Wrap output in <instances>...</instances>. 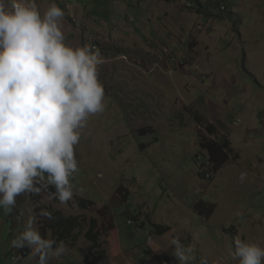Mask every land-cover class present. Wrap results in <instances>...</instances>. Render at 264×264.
<instances>
[{
	"label": "rangeland",
	"instance_id": "1",
	"mask_svg": "<svg viewBox=\"0 0 264 264\" xmlns=\"http://www.w3.org/2000/svg\"><path fill=\"white\" fill-rule=\"evenodd\" d=\"M131 1L126 6L125 0H56L65 10L67 43L90 44L105 57V108L82 130L72 201L20 196L11 213L0 209V264H37L31 254L21 259L11 241L24 230L29 211L42 209L86 219L75 242L66 243L68 251L48 264H86L91 220L104 251L97 264H178L168 244L175 237L196 248L191 264H199L201 255L209 264H238L231 251L236 235L264 247V0H200L201 6L188 0L201 13L185 9L188 3L181 0L186 16L175 24L165 23L152 1L139 7ZM38 2L43 8L49 0ZM168 32L174 36L168 49L156 48ZM194 36L199 42L190 49ZM136 44L149 51L130 50ZM169 57L176 64L188 61L175 65ZM193 110L227 128L229 160L211 172V180L199 176L209 172L206 156L196 162L194 156L199 133L214 137L195 123ZM144 128L150 131L140 134ZM241 172L248 173L243 181ZM81 200L91 203L83 208ZM198 201L215 204L208 219L193 211ZM133 218L170 230L143 245L146 232L135 222L128 225Z\"/></svg>",
	"mask_w": 264,
	"mask_h": 264
},
{
	"label": "clouds",
	"instance_id": "2",
	"mask_svg": "<svg viewBox=\"0 0 264 264\" xmlns=\"http://www.w3.org/2000/svg\"><path fill=\"white\" fill-rule=\"evenodd\" d=\"M64 20L65 10L56 0L43 8L38 0H0V209L6 215L17 207L20 196H41V202L63 205L73 200L71 181L79 170L82 130L89 117L105 108L100 78L105 57L90 44L67 43ZM188 58L177 64L174 58L170 61L183 65ZM247 176L241 172L239 179ZM38 217L52 219V213L30 210L11 246L28 248L38 257L37 264H48L63 256L68 246L51 230L42 237ZM168 244L178 264L196 260L191 243L186 246L175 237ZM233 245L238 264H264V247L239 235ZM199 264H209L208 257L201 255Z\"/></svg>",
	"mask_w": 264,
	"mask_h": 264
},
{
	"label": "trees",
	"instance_id": "3",
	"mask_svg": "<svg viewBox=\"0 0 264 264\" xmlns=\"http://www.w3.org/2000/svg\"><path fill=\"white\" fill-rule=\"evenodd\" d=\"M199 6H201V3L199 0H195ZM223 7V6H221ZM220 7V8H221ZM224 9L220 11H225ZM228 16H233V14H229ZM237 27V23H234V29ZM238 30V27H237ZM193 119L195 120V123L199 127H204L206 134L213 136L214 139L207 140L201 133H199V136L201 138L199 147L200 152L194 156V160H198L200 158L199 155L206 156V161L209 163L207 166L209 172L203 171V173H199V176L206 179V175H211L212 173H216L218 170L221 169V167L226 164L229 160V153L231 152V144L228 138L224 136V134H220L218 129L223 130L222 124L220 122L216 123V128L211 123L207 122V120L200 115L197 114V111L192 112ZM149 129H141L138 132L145 133L149 132ZM155 140V139H154ZM144 146H140L142 149ZM204 165V164H203ZM204 167V166H203ZM202 167V168H203ZM212 177L206 179L211 180ZM127 192V191H126ZM204 201H198L193 205V211L200 216L203 219H208L212 213L215 210V204L213 203H203ZM91 203L89 201H80L79 206H82L83 208L86 207L85 204ZM38 210V209H37ZM52 213V219H48L45 217H39L40 219V233L42 237L46 238V233L48 230H51L52 236L57 241H64L65 243H74L76 240L77 233H80L85 226L86 219L84 217L80 216H66L62 214L60 211H52L47 210ZM91 225L89 226L88 231L85 234V238L91 243V246L88 247L87 256H86V264H97L100 262L103 258L104 251L101 248V244H99V235L100 233L96 231L97 229V223L95 220H91ZM133 222L137 224V228L141 230L142 232H146V234H142L143 242L142 244H146L147 240L149 238H153L155 236H162L166 234L170 227L167 225H163L160 223H148L147 226L144 225L143 221L137 220V218H133L132 222L131 220L128 221V225H133ZM113 229V227L111 228ZM224 232H231V229L224 230ZM19 252V255L21 259H25L30 255V250L28 248L24 249H17ZM38 258V257H37Z\"/></svg>",
	"mask_w": 264,
	"mask_h": 264
},
{
	"label": "crops",
	"instance_id": "4",
	"mask_svg": "<svg viewBox=\"0 0 264 264\" xmlns=\"http://www.w3.org/2000/svg\"><path fill=\"white\" fill-rule=\"evenodd\" d=\"M126 1V6H129V0H125ZM141 1H145V5H147V4H149V2L150 1H152L154 4H155V6L156 7H158V9H162V13L164 14V19H163V21L165 22V23H169V22H172L173 24H175L177 21H181V17L183 16L184 18H185V12L186 11H183V12H181V7H180V4L179 3H181L180 1L181 0H134V2L133 1H131V3H130V6H138V4H139V2H141ZM187 1V6H185V9H188V8H191V9H189V10H191V11H194V12H196V13H201V8L199 7L197 10L196 9H194L193 8V5L191 4V2H189L188 0H186ZM199 2L201 3V1L199 0ZM199 4H197V6H198ZM162 6V7H161ZM178 6V7H177ZM139 7V6H138ZM119 11L120 12H122L123 10H120L119 9ZM124 12H125V14H126V12H127V9L125 8L124 9ZM147 12L148 13H150L151 12V10H150V8H148L147 7ZM125 16H127V15H125ZM128 23H130L128 20H126ZM130 33V38L131 39H133V38H136V37H134V35H136L137 33L133 30V31H131V32H129ZM125 34H126V37H127V33L125 32ZM198 35H200V34H198ZM128 37V38H129ZM172 37H174L173 36V33H170V32H168L167 34H166V36H163V38H162V40H161V42L159 43V45L158 46H156V48H158L159 46L161 47V48H166V49H168V47L166 46V43L168 42V41H170L171 40V38ZM198 36H194V37H191L190 38V45H189V47H190V49H192V47L194 46V43H196V42H199V41H197L196 40V38H197ZM112 38V37H111ZM143 41H145V38H146V36H143ZM127 39V38H126ZM118 38L117 37H115L114 39H113V41H112V43H117L118 42ZM136 41L139 43V40L138 39H136ZM136 43V42H135ZM130 47V46H129ZM131 49L130 50H143V47H140L139 45H137L136 44V46L133 48V47H130ZM145 48V47H144ZM150 49L151 48H153V46L152 47H149ZM160 48V49H161ZM144 52H148L149 50H147V48H145L144 50H143ZM191 54H194V51L193 50H191ZM188 57H190V55L188 56ZM221 123V122H220ZM212 125H214L215 127H216V124L215 123H211ZM222 124V128H223V130H220V129H218L217 127V129H218V131L220 132V133H222V134H225V133H227V135H228V132H227V128H226V126L223 124V123H221Z\"/></svg>",
	"mask_w": 264,
	"mask_h": 264
}]
</instances>
